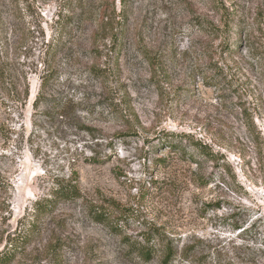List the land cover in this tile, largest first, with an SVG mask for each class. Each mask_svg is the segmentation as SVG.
<instances>
[{
    "label": "rangeland",
    "instance_id": "rangeland-1",
    "mask_svg": "<svg viewBox=\"0 0 264 264\" xmlns=\"http://www.w3.org/2000/svg\"><path fill=\"white\" fill-rule=\"evenodd\" d=\"M26 223L11 264H264V0H0V255Z\"/></svg>",
    "mask_w": 264,
    "mask_h": 264
},
{
    "label": "trees",
    "instance_id": "trees-1",
    "mask_svg": "<svg viewBox=\"0 0 264 264\" xmlns=\"http://www.w3.org/2000/svg\"><path fill=\"white\" fill-rule=\"evenodd\" d=\"M59 21V20H58ZM67 22H63L64 28L66 27ZM54 47L49 49V53L54 51ZM50 74L44 76L43 81H49ZM199 146V145H198ZM185 152V151H184ZM201 157L207 155L209 152L206 149H200ZM50 198L37 200L33 205V217H43L52 215L57 208V205L61 201H75L82 196L81 188L79 185V175L73 173L72 176L67 179L57 180L56 185L51 189ZM104 213L96 215V219H99L101 222L105 221L106 218ZM37 225L34 223H26L21 227V230L18 234L14 235L12 243H10V249L4 248L2 255H0L1 264H11L18 253L23 252L32 242L33 236L36 233ZM153 236V235H152ZM152 236H145V243L140 241L129 242V247L134 253H136L143 260L150 261L156 255L155 244L152 242ZM6 249V250H5ZM5 250V251H4ZM165 263L169 264L174 259L173 250L168 246L167 255Z\"/></svg>",
    "mask_w": 264,
    "mask_h": 264
}]
</instances>
